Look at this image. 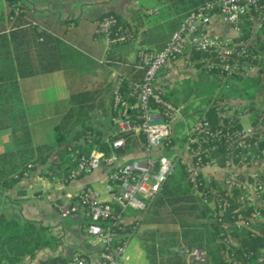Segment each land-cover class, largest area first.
Listing matches in <instances>:
<instances>
[{"label":"built area","instance_id":"1","mask_svg":"<svg viewBox=\"0 0 264 264\" xmlns=\"http://www.w3.org/2000/svg\"><path fill=\"white\" fill-rule=\"evenodd\" d=\"M19 11L20 6L15 7L13 16L8 20L13 22ZM217 22L228 27L232 34L225 38L214 36L211 26ZM114 26L115 18L108 16L98 23L95 30L96 40L103 41L108 49L133 38L128 28L121 27L112 36ZM194 53L206 54V59L196 61L207 73L218 79L225 89H240L247 79H256L263 94L264 0H213L198 6L187 13L163 48L138 52L139 79H116L111 95L116 138L110 142V147L112 150L124 149L126 140L143 138V157L114 165L117 157L115 153L106 156L94 149L88 156L78 151L70 155L67 180L88 175L101 166L110 167L105 185L107 200H101L98 192L88 186L77 194L74 201L55 205L62 217L79 215L82 218L86 244L93 250L90 261L75 255L71 258V264H123L128 245V240H123L122 235L127 225L126 215L130 210L138 213L147 210L148 204L168 180L178 159L187 163L188 180L195 194L200 195L204 203L212 205L199 191L198 187L202 184L197 182L196 175L204 167L216 166V159H211L205 165L201 163L202 155L210 158L214 148H191V145L200 142V133L207 134L209 125L204 119L189 122L192 114H184L183 108L167 100L166 93L155 85L158 74L169 62L183 57L191 58ZM214 99L218 110L222 109L221 114L235 118L240 126L225 140L228 158L222 168L246 166L243 162L247 157L252 162L254 156L251 153L258 151L264 142V123L254 116L257 110L249 114L239 112L228 106L226 99L220 100V95ZM180 123L185 131L183 136L187 137L183 143L188 154L186 160L178 154L172 157L165 154L166 151L175 150L171 140ZM261 152L264 155V148ZM234 159H239V163L234 164ZM253 180L250 182L246 177L231 175L226 178L227 186H224L237 189L238 201L253 207V213L247 220L264 222V184L256 181L255 177ZM207 186L205 182L204 188ZM227 194L231 196V191ZM177 253L187 264H202L205 261L204 254L198 249L182 247Z\"/></svg>","mask_w":264,"mask_h":264},{"label":"trees","instance_id":"2","mask_svg":"<svg viewBox=\"0 0 264 264\" xmlns=\"http://www.w3.org/2000/svg\"><path fill=\"white\" fill-rule=\"evenodd\" d=\"M209 1L213 0H164V3L167 4L168 11L174 12L179 17L181 23L187 13ZM6 3V12L0 8V83H5L4 87L0 85V98L2 96L4 101L9 99L11 105H4L0 111V129L17 127L25 123L20 101L18 106L19 96L15 83L18 78L54 71H63L67 76L75 73V70L84 67L85 64L83 54L74 47L77 39L75 33L69 31L68 21L62 22L53 14L39 13L22 0H6ZM17 6H20V11L13 22H10L8 18L13 16V9ZM108 16H113L116 20V26L112 28V36L118 33L119 27L128 28L133 35L135 34L133 26L114 13L105 14L100 21ZM191 57L200 60L206 59L207 56L194 53ZM262 91L256 79H247L240 89L235 87L231 89L233 94H237L242 99L253 98ZM13 98L16 100L15 107L12 105ZM165 98L180 105L171 98L170 94H165ZM223 99L226 97L220 95V100ZM70 102L73 108L53 127L50 144L0 155L2 186L12 187L18 182L28 164H45L56 148H63L59 154L60 160L67 158L68 162L70 155L75 151L88 156L96 149L106 156L110 155V142L116 137L106 141L100 131H94L85 124L80 128L78 121L81 119L76 117L82 102L77 96L72 97ZM206 106L207 109L203 113L195 116L194 122L204 119L209 125V130L207 134L200 133V142L191 145V148L198 146L214 148L210 152V158H204L202 155L201 163L205 165L211 159H216L214 164L222 168L228 158V145L225 140L239 130L240 126L235 118L221 114L222 109L218 110L214 98H210ZM190 111L188 108H183L184 114H189ZM254 116L259 117L264 123V111L257 110ZM178 128L182 130L183 124L180 123ZM175 134L171 145L179 138L178 134ZM186 139L187 137L183 136L180 141L184 143ZM81 140L83 145L79 143ZM140 140L144 143L143 138ZM135 147H138L135 141L126 140V148ZM263 148L264 142L258 151L251 153L254 160L263 158L261 152ZM237 163L239 159H234V164ZM243 163L250 166L251 159L247 157ZM67 165L70 166L69 163ZM67 165L65 162L51 163L48 171L61 174ZM196 179L202 184L198 187L199 191L203 192V197L213 205L204 203L202 197H193L195 191L188 180L187 165L181 159L175 162L172 173L161 191L148 204L142 222L155 225L157 228L153 231L144 230L138 236L148 263L187 264L174 251V247L178 249L186 247L198 249L204 254L205 261L202 264H264V222L239 225L240 222H247L251 217L253 207L238 201V190L234 187L231 188L230 196L227 194V189L221 188L220 183L212 178L203 179L201 174H197ZM255 179L264 184V175H258ZM249 181L254 180L249 178ZM205 182L208 186L204 188ZM262 209L264 216V208ZM168 226L176 229H168ZM136 228L134 222L126 225L122 231L123 240L132 238ZM159 231L163 233L160 236L162 238L160 244L156 246L152 242L148 244V239L152 241L154 233L159 234ZM55 244L56 240L47 228L31 221L8 219L0 212V264H19L23 257L33 258L39 250L54 247ZM39 264H71V258L57 256L43 260Z\"/></svg>","mask_w":264,"mask_h":264},{"label":"crops","instance_id":"3","mask_svg":"<svg viewBox=\"0 0 264 264\" xmlns=\"http://www.w3.org/2000/svg\"><path fill=\"white\" fill-rule=\"evenodd\" d=\"M35 11L42 14H53L60 21L69 22L68 29L75 33L77 39L74 47L84 56V67L75 70V73L66 74L63 71H54L16 80L19 101L23 108L25 123L21 126L0 129V155L21 149L34 148L50 144L52 141L53 127L59 119L73 108L70 99L75 96L83 97L92 95L94 101H102L108 112L107 121L96 127L87 124L94 131H100L106 141L114 137L115 125L112 121L111 95L118 77L137 80L141 77L138 67L137 54L140 50H160L169 40L170 36L180 25L174 12L168 11L164 0H22ZM0 8L7 10L6 0H0ZM107 13H114L127 20L134 28L135 34L131 43L116 45L107 48L105 43L95 38V30L100 19ZM211 32L214 36L225 38L232 34L231 30L219 22L212 24ZM81 43V45H78ZM132 44V45H129ZM191 58L183 57L169 62L158 74L156 87L170 94L176 102V85L174 80L182 66ZM184 60V61H182ZM201 66V64H200ZM113 76V78H112ZM93 80L98 85V90L89 92L84 85ZM4 87L5 83H0ZM233 94V93H232ZM233 94V97H236ZM238 96V95H237ZM236 101H229L236 111L251 113L240 102H245L239 96ZM0 101V111L4 105H11V101ZM80 100V99H79ZM6 103V104H5ZM252 104V103H251ZM15 107L16 100L12 99ZM176 105V104H175ZM253 105V104H252ZM182 108V104L178 105ZM8 107V106H7ZM193 108L190 111L189 122L193 121L203 111ZM1 115V113H0ZM14 115V111H13ZM58 120L56 123L55 121ZM138 144L135 148L112 150L115 153L116 162L120 165L134 158H142V144L139 140H133ZM83 145V140L79 142ZM70 144H73L70 142ZM63 148H56L45 164L27 165L23 176L12 187H4L0 184V212L8 219L18 221L35 222L48 229L55 238L54 247H46L39 250L35 257H23L19 264H39L43 260L53 257L72 258L80 255L91 260L93 250L86 244L84 234V221L79 215L62 217L55 205L74 201L85 187H91L98 192L101 200H107L105 191L107 176L110 167L101 166L98 170L75 180H67L69 169L67 158L60 160ZM94 151V150H92ZM156 152H159L156 150ZM110 153V155H111ZM189 161V160H188ZM65 162V171L54 174L48 171L51 163ZM262 163V166L259 164ZM187 164V163H186ZM264 162L261 159L253 160L250 166H231L220 168L207 166L199 171L204 178H212L221 182L231 175L254 178L264 175ZM28 166H31L28 168ZM137 224L134 236L129 238L126 252L123 256V264H149L146 253L141 248L138 239L144 222L140 219V213L130 210L126 215V223ZM176 229V227H172Z\"/></svg>","mask_w":264,"mask_h":264},{"label":"rangeland","instance_id":"4","mask_svg":"<svg viewBox=\"0 0 264 264\" xmlns=\"http://www.w3.org/2000/svg\"><path fill=\"white\" fill-rule=\"evenodd\" d=\"M132 42V41H131ZM128 42V43H131ZM132 45V44H129ZM187 63H189V66H182L179 69V73L177 74L176 80H174V83L176 85V95L175 97L178 99V101L182 102L179 104H182L185 108L193 109L198 108L197 111H203L206 108L207 102L210 98H214L217 95H224L226 99H231L232 101H236V97H233V94L231 90H227L224 88V86L221 84V82L213 77L210 73H207L203 66L196 65L195 61L190 59ZM184 61V60H182ZM113 78V76H112ZM84 89L89 90V92L98 90V85L93 81L89 80L85 85ZM254 94V93H253ZM81 100V104L77 113V117L81 120L78 121V125L81 128L84 124H92L96 127H101V125L104 123V121H107L108 112L104 108V103L102 101H94L92 95L86 94L83 97L80 95L77 97ZM245 102H240L244 107L247 109L249 108H255L252 110H264V93L263 94H256L253 98H246L243 99ZM253 105H252V104ZM227 104H229V101H227ZM233 107V105H228ZM58 120L55 121V123ZM185 133L184 130H181L176 126V134H178V140L173 144L175 146V150L166 151L165 154L168 157H172L175 154H178L179 156H183L184 160L188 158V154L186 150H184V144L180 141L183 137V134ZM174 137V135H173ZM264 162V155L261 159ZM262 166V163H259ZM264 165V164H263ZM256 178V177H255ZM254 179V178H251ZM226 179L219 182V186L221 188H225L228 191H232V189H229V187H226ZM224 184L226 186H224ZM215 193V192H214ZM193 197L201 198L200 195L194 194ZM213 205V204H212ZM148 209V208H147ZM146 212V211H145ZM145 212L140 214V219L142 220L145 218ZM253 220H247V222L242 221L239 223V225H247V223H252ZM261 222V221H259ZM137 225V224H136ZM238 225V226H239ZM142 230H148L153 231L156 230L157 226L155 225H149L145 224L142 225ZM168 229H172V226H168ZM163 231V229H161ZM162 231H159V234L154 233V237L151 241V239H148V244L151 242L156 246L158 245L159 241H161L160 236L163 235ZM150 233V232H149ZM234 242V241H232ZM160 244V243H159ZM174 251L177 252L178 248L174 247Z\"/></svg>","mask_w":264,"mask_h":264},{"label":"water","instance_id":"5","mask_svg":"<svg viewBox=\"0 0 264 264\" xmlns=\"http://www.w3.org/2000/svg\"><path fill=\"white\" fill-rule=\"evenodd\" d=\"M115 131H116V128H115Z\"/></svg>","mask_w":264,"mask_h":264}]
</instances>
